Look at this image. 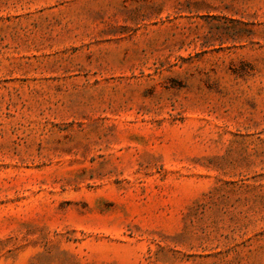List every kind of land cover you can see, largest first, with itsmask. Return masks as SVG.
Masks as SVG:
<instances>
[{"label": "rangeland", "instance_id": "1", "mask_svg": "<svg viewBox=\"0 0 264 264\" xmlns=\"http://www.w3.org/2000/svg\"><path fill=\"white\" fill-rule=\"evenodd\" d=\"M0 264H264V0H0Z\"/></svg>", "mask_w": 264, "mask_h": 264}]
</instances>
